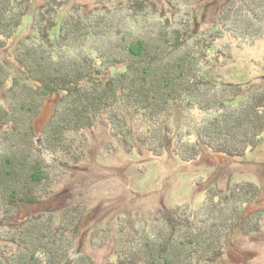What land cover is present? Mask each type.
I'll use <instances>...</instances> for the list:
<instances>
[{
    "label": "trees",
    "instance_id": "1",
    "mask_svg": "<svg viewBox=\"0 0 264 264\" xmlns=\"http://www.w3.org/2000/svg\"><path fill=\"white\" fill-rule=\"evenodd\" d=\"M163 1L134 0L104 13L74 6L59 22L57 16L67 0H49L34 25L39 41L28 42L16 54L25 75L15 74L1 62L0 221L13 220L24 206L43 203L58 178L67 175V170L59 173L58 166L67 159H83L88 131L106 116H110L119 144L127 150L134 136L130 113L151 123L137 140L156 156L163 155L174 136V152L185 162L198 159L204 148L240 158L256 149L264 133L263 94L246 95L244 87L229 82L223 73L209 78L215 64L208 61L207 50L213 43L200 52L189 49L183 36L191 27V10L180 28L167 18L173 30L165 24V34L160 30L154 36L143 33L140 18L148 21L149 12L155 14L166 6ZM173 1H167L168 12L177 5L192 9L195 3L178 2L175 7ZM30 6V0H0V51L18 32ZM219 16L218 24L243 43L264 38V0H231ZM214 59L222 71L232 59L231 51H219ZM121 65L126 66L125 76L118 73L107 78L109 71ZM47 101H54L51 117L37 130L36 121ZM177 101H185L188 112L196 108L215 115L204 114L200 124L176 131L163 121ZM48 157L57 161L53 168ZM207 193L197 210L186 204L151 211L148 216L142 213L136 215L138 222L128 232L122 222L117 263L217 264L237 231L261 230L264 212L249 211L261 195L258 184L236 183L228 193L214 188ZM83 204L71 209L80 216L67 219L65 226L58 225L49 211L29 217L7 240L11 250H3L7 259L5 263L0 256V264H95L91 256L72 258L70 236L81 224L75 229L70 225L83 218L88 207Z\"/></svg>",
    "mask_w": 264,
    "mask_h": 264
},
{
    "label": "rangeland",
    "instance_id": "2",
    "mask_svg": "<svg viewBox=\"0 0 264 264\" xmlns=\"http://www.w3.org/2000/svg\"><path fill=\"white\" fill-rule=\"evenodd\" d=\"M30 1L29 12L25 13L21 27L7 46L0 51V64L3 61L15 74L25 75L24 70L17 63L16 54L26 45L28 46V42L39 41V33L34 25L49 0ZM133 1L67 0L65 9L59 11L57 21L62 22L69 13L68 10L74 6H81L88 12L104 13L103 11L107 9L129 5ZM167 1H163L166 6H161L155 14L149 12L151 18H148V21L146 18H140L139 25L143 33L154 36V31L160 30L161 34H165L164 25L170 24L166 21L167 18H172L175 28H180L186 22L185 19L187 20L191 10V27L183 36L187 37L189 49H197L200 52L208 44L213 43V47L207 50L208 61L215 64L208 72L209 78L214 77L216 73H223L229 82L244 87L247 90L246 95L257 91L258 95L263 94L264 97V38L243 43L218 24L217 19L223 6L231 0H174L175 7L178 2L187 4L189 1H195V3L192 9L191 6L181 9L180 5H177L169 12ZM174 14L177 16L174 17ZM168 29L173 30L170 25ZM219 35H222V38H219ZM219 51L225 53L231 51L232 55V59L222 71L217 68L214 59ZM118 73L125 76L126 66H116L107 73V78L114 77ZM133 75L131 74L129 78ZM210 80L215 81V79ZM54 101L45 103L36 121L37 130L41 129L51 117ZM170 106V113L163 122L174 126L176 131L188 125L200 124L199 121L205 117L204 114L215 115L214 112L201 113L196 108L188 112L185 101L172 102ZM128 116L130 128L134 133V136H131L130 150L119 144L118 138L113 133L110 116H106L88 131V149L83 159L81 160L82 157L77 160L66 158L67 160L64 161L66 164L62 163L58 166L57 171L61 173L67 170V175H61L57 182L55 178L56 184L43 203L24 206L13 220L0 221V256L5 263L7 255L3 254V250H11L8 248L11 244L7 240L13 237L12 233L16 234L17 226L19 227L32 215L43 211L54 213L55 220H59L56 223L64 225V222L72 217L77 220L79 213L71 209L84 205L83 203L88 206L84 209V214H81L83 218L70 225L75 229V225L81 224L74 235L70 236L73 237L71 243L73 242L74 246L72 258L77 260L82 254L91 256L95 264H118L116 243L123 236L120 230L122 222L123 230L128 232L136 220V215L142 213L148 216L151 211L161 208L171 209L186 204L191 209L197 210L212 188L228 193L236 183L254 182L260 186L261 195L252 203L249 211L264 212V133L256 149L248 152L245 157H231L204 148L198 159L185 162L174 152L176 136L172 138L173 141L163 151L162 156H156L141 147L137 140L139 134L151 128V123L142 121L140 114L130 113ZM192 140L194 142L196 138L193 137ZM48 162L53 168L52 165L57 161L48 157ZM44 173L48 175L46 171ZM68 208L69 211L65 213ZM14 237L16 238V235ZM217 264H264V223L261 230L255 233L237 231L230 248Z\"/></svg>",
    "mask_w": 264,
    "mask_h": 264
}]
</instances>
